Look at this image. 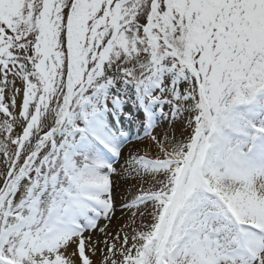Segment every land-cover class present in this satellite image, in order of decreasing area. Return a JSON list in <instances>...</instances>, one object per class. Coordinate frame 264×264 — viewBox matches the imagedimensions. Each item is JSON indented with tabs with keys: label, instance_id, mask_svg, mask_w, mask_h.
Segmentation results:
<instances>
[{
	"label": "snow or ice",
	"instance_id": "1",
	"mask_svg": "<svg viewBox=\"0 0 264 264\" xmlns=\"http://www.w3.org/2000/svg\"><path fill=\"white\" fill-rule=\"evenodd\" d=\"M0 264H264V0H0Z\"/></svg>",
	"mask_w": 264,
	"mask_h": 264
}]
</instances>
